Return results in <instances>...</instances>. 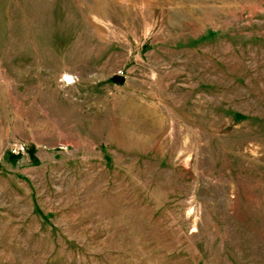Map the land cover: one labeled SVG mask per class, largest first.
Listing matches in <instances>:
<instances>
[{
  "label": "rangeland",
  "instance_id": "obj_1",
  "mask_svg": "<svg viewBox=\"0 0 264 264\" xmlns=\"http://www.w3.org/2000/svg\"><path fill=\"white\" fill-rule=\"evenodd\" d=\"M0 264H264V0H0Z\"/></svg>",
  "mask_w": 264,
  "mask_h": 264
}]
</instances>
